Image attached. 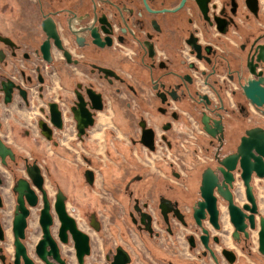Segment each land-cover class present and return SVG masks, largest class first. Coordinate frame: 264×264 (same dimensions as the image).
I'll list each match as a JSON object with an SVG mask.
<instances>
[{
	"label": "flooded vegetation",
	"instance_id": "1",
	"mask_svg": "<svg viewBox=\"0 0 264 264\" xmlns=\"http://www.w3.org/2000/svg\"><path fill=\"white\" fill-rule=\"evenodd\" d=\"M19 1L29 12L17 25L32 36L0 34V137L5 141L2 126L17 104L33 115L52 152L47 163L5 141L15 160L8 157L5 166L0 158V264H16L13 188L20 178L38 197L36 206H28L22 242L35 263L47 264L37 252L45 199L27 171L34 161L52 214L50 264L210 261L203 230L214 247L225 228L216 230L209 214L201 227L194 208L204 201L203 174L222 179L226 160L231 164L245 149L248 131L264 129V104L257 106L244 90L249 79L264 87V0ZM47 40L51 62L41 53ZM5 80L15 83L9 103ZM238 93L247 102H239ZM51 103L62 128L52 120ZM25 132L36 138L32 129ZM242 172L238 161L231 191L240 206L247 203ZM161 178L171 183L167 189ZM263 180L253 173L259 197ZM213 195L222 225L228 202L217 187ZM246 245L239 246L252 254ZM226 248L219 250L222 258ZM18 264H25L23 257Z\"/></svg>",
	"mask_w": 264,
	"mask_h": 264
},
{
	"label": "water",
	"instance_id": "2",
	"mask_svg": "<svg viewBox=\"0 0 264 264\" xmlns=\"http://www.w3.org/2000/svg\"><path fill=\"white\" fill-rule=\"evenodd\" d=\"M49 35L50 32L48 31ZM41 53L45 60L48 62L52 61L51 57V47L49 45V41H45L44 44L41 45ZM262 80H252L249 79L248 83L244 86L245 94L253 103L257 106H262L264 104V87L262 86ZM3 90L6 92L5 102L9 103L12 100V92L15 87V83L11 80H5L2 82ZM23 96L26 98V91L21 90ZM51 116L54 124L58 128H62L63 123L61 120V113L58 110V106L56 103H51ZM78 118V117H77ZM202 124L204 125V129L209 130V117L206 112L203 113ZM41 123V126L43 127ZM46 127V124H45ZM82 132V131H81ZM249 136L245 142V149L239 153L238 159H231V164H229L226 160L225 168L227 169L222 173V179L218 176L212 175L210 171H206L203 174L201 192L204 201L199 202L198 205H195L194 217L197 223L203 226V220L206 219L207 214H209V220L212 223L213 227L216 230H220L221 227H225V220H223L222 225L219 221V209L217 206V199L213 195L214 189L217 187L218 193L220 196L228 202L227 210V222L234 227L232 232L233 239L240 245L242 241L249 245V240L253 242L254 232L258 235V250L264 256V210L263 204L259 196L254 193L253 185L251 184L253 173L259 178L264 179V129L255 128L253 130L248 131ZM50 139V133L47 135ZM245 139V138H244ZM254 139V141H253ZM257 140V141H256ZM245 141V140H244ZM244 145V142H243ZM15 160V153L11 146H9L1 137H0V158L2 160L3 165H8V159ZM240 161V164L243 168L242 179L245 181L246 185V195H247V203L240 206L234 200V195L231 191L233 187V181L235 179L234 169L237 162ZM27 171L29 176L31 177L33 183L39 187L44 193V207L41 210V224L44 230L43 239L40 241L39 250L37 251L40 258L45 261L47 264H50L49 256L53 255L52 251L47 250L49 245V240L52 239L50 234V224L52 220V214L50 212V204L47 197V191L43 186V176L42 171L37 163L34 161L33 163H27ZM14 192L17 194V206L15 210V221H14V230H15V245H16V264L20 260V257H23L25 264H38L31 259L27 254V248L25 244L22 242V239L25 238V228L27 225V216L30 213V207H34L38 203V197L35 193V190L31 187V183L29 180L25 178H20L14 188ZM63 203V201H61ZM1 196H0V206H1ZM58 205V204H57ZM61 215L64 217L63 207H59ZM65 218V217H64ZM1 228V227H0ZM204 233L201 237V241L207 251L203 254L206 255L207 252L212 256L213 260L216 264H221L219 259L220 253L217 247L214 245L211 246L209 243V231L204 228ZM243 236V237H242ZM216 241V245L219 244V239L216 237L214 239ZM85 245H87V239L85 237ZM246 245V246H247ZM86 251H88L86 249ZM222 254L227 258L229 263L233 264L236 261L237 254L233 250L223 249ZM81 255V254H80ZM55 256L60 258L59 252H55Z\"/></svg>",
	"mask_w": 264,
	"mask_h": 264
},
{
	"label": "crops",
	"instance_id": "3",
	"mask_svg": "<svg viewBox=\"0 0 264 264\" xmlns=\"http://www.w3.org/2000/svg\"><path fill=\"white\" fill-rule=\"evenodd\" d=\"M28 9L26 5H23L19 0H0V34H4L16 39L17 34L23 32L27 34V39L31 38L32 33L29 31L19 30L17 25V20L27 14ZM18 32V33H17ZM33 115L25 107L14 104L11 107V116L9 119L4 120L2 129L4 130L3 136L6 137L5 141L9 145L17 144L16 146L19 150L22 147V151H26L33 158H38L39 160H46L49 157V151L52 152V144L49 141L42 140L39 137V130L32 122ZM27 128L32 129L34 140L32 137H27L25 130ZM47 143V144H46ZM33 145V146H32ZM49 148V149H48ZM47 152V153H45ZM62 154V152H60ZM48 163V161H47ZM6 171V169L1 168ZM1 170L2 172H4ZM6 173H8L6 171ZM5 173V174H6ZM10 178L9 174H7ZM10 182V180L8 179ZM11 183V182H10ZM260 191L264 192V180L259 187ZM10 199V197H8ZM12 201H8V208H12ZM225 231L222 235V243L220 246H216L218 250L223 247L233 249L237 252L238 260L237 264H264V256L257 251H254L252 255H249L247 251H243L241 247L234 241L232 237V232L234 227L225 220ZM226 232V233H225ZM226 259L223 258V262ZM228 262L226 261V264Z\"/></svg>",
	"mask_w": 264,
	"mask_h": 264
},
{
	"label": "rangeland",
	"instance_id": "4",
	"mask_svg": "<svg viewBox=\"0 0 264 264\" xmlns=\"http://www.w3.org/2000/svg\"><path fill=\"white\" fill-rule=\"evenodd\" d=\"M236 98H237V100L239 101V102H241V101H244V102H247V100L244 98V95L243 94H241V93H238L237 95H236ZM184 109H189L188 107H186V106H184L183 107ZM243 124L244 125H246V121H245V119H243ZM205 142V140L204 139H200V143L201 144H203ZM47 144V143H46ZM16 146H18L17 144H15ZM189 145H191V143L189 144ZM33 146V145H32ZM20 148H21V150H22V147L21 146H19ZM49 149V148H48ZM45 153H47V152H45ZM49 155H50V151H49ZM62 155V154H61ZM187 159L189 160L190 159V157L189 156H187ZM48 160H50V159H47V161ZM191 160V159H190ZM51 161V160H50ZM3 170V169H2ZM5 173H6V171L5 170H3ZM7 174V173H6ZM9 180H10V182H11V179L10 178H8ZM160 183H162L163 184V186L167 189L168 187H169V185H171V183L169 182V180H166V179H164V178H161V180H160ZM260 199L263 201L262 202V204H263V206H264V192H262V191H260ZM225 228V227H224ZM253 242L251 241V240H249V243H250V247H251V249H252V253L254 252V251H257L258 250V235H257V233L256 232H254V235H253ZM259 251V250H258ZM12 253V252H11ZM260 253V252H259ZM249 254V253H248ZM249 255H252V254H249ZM223 258H225V257H223ZM223 258L220 256V261H221V264H226V261L228 262L227 264H231V263H229V261L226 259V261L225 262H223ZM189 260V259H188ZM201 264H216L215 263V261H213V259H212V257H211V260L210 261H208V260H204V259H200L199 258V260H198ZM239 261H237L236 263H234V264H237Z\"/></svg>",
	"mask_w": 264,
	"mask_h": 264
}]
</instances>
